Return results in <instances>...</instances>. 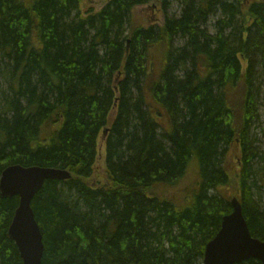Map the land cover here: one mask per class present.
Masks as SVG:
<instances>
[{
    "label": "trees",
    "instance_id": "trees-1",
    "mask_svg": "<svg viewBox=\"0 0 264 264\" xmlns=\"http://www.w3.org/2000/svg\"><path fill=\"white\" fill-rule=\"evenodd\" d=\"M80 1L0 0V176L71 173L31 203L41 264H202L232 211L224 188L264 241V0H108L86 16ZM142 6L161 24L137 26ZM17 206L0 196V264H22Z\"/></svg>",
    "mask_w": 264,
    "mask_h": 264
},
{
    "label": "water",
    "instance_id": "water-1",
    "mask_svg": "<svg viewBox=\"0 0 264 264\" xmlns=\"http://www.w3.org/2000/svg\"><path fill=\"white\" fill-rule=\"evenodd\" d=\"M106 132L108 130H105ZM70 174L53 168L9 166L0 177V195L18 197L8 230L22 264H41L43 238L31 208V202L45 180L65 181ZM231 213L224 216L215 236L206 244L202 264H239L249 259L264 264V241L253 238L236 197L230 202Z\"/></svg>",
    "mask_w": 264,
    "mask_h": 264
},
{
    "label": "rangeland",
    "instance_id": "rangeland-1",
    "mask_svg": "<svg viewBox=\"0 0 264 264\" xmlns=\"http://www.w3.org/2000/svg\"><path fill=\"white\" fill-rule=\"evenodd\" d=\"M107 1L108 0H81L80 1V7H79L80 8V10H79L80 14L82 16H86L87 11H89V10H92L93 12H98L99 10H101L106 5ZM158 8H159V5H157V7L155 6V10ZM169 12L170 13H177L176 12V6L173 5ZM132 17H133L134 23L137 26H140V24L147 25L148 24L147 22H153V21H157L158 24H161V22H162L161 13L158 11L154 15H152L147 6L137 7L133 12ZM262 98H264V96H262ZM262 104H263V107L261 108V115L264 114V102ZM259 124L256 126L253 133H255V138L257 140V146L260 147V149L264 153V120L262 119V117H261ZM99 149H100V153L102 154L104 146L101 142L99 144ZM102 161L103 160L101 158L96 163V169H95L96 170L95 175L98 174L100 181L102 180L101 176L103 175V166H104ZM232 165L233 164L230 163L228 167L231 168ZM195 171H197L196 168H194L193 171L191 170L187 174V176L184 178V180H182L179 183V185L175 188L177 190H182V189H184V187H186L185 191L182 195V201L178 204L179 206H185L186 203H188V201H189L188 197L191 198V196L193 195V190L197 189V187L195 189H190V187H193L194 181H197ZM187 187H189L190 190H188ZM220 191L222 192V195H224L225 197L230 199V197L232 195L231 189L224 188Z\"/></svg>",
    "mask_w": 264,
    "mask_h": 264
},
{
    "label": "bare ground",
    "instance_id": "bare-ground-1",
    "mask_svg": "<svg viewBox=\"0 0 264 264\" xmlns=\"http://www.w3.org/2000/svg\"><path fill=\"white\" fill-rule=\"evenodd\" d=\"M153 67H154V66H153ZM110 85H111V84H110ZM105 130H108V129H104V131H103V136L106 135V133H107ZM15 166H19V165H15ZM20 167H21V166H20ZM36 167H37V166H36ZM22 168H25V167H22ZM28 168H29V167H28ZM47 169H48V168H47ZM4 171H5V169L3 170V172H4ZM62 171H65V172H67L68 174H70V178H71V173H70V172H68V171H66V170H62ZM3 172L1 173V176H2ZM1 176H0V177H1ZM70 178H69V179H70ZM67 180H68V179H67ZM45 181H46V180H45ZM45 181H44V182H45ZM44 182H43V184H44ZM43 184H42V185H43ZM41 187H42V186H41ZM40 189H41V188H40ZM40 189H39V190H40ZM37 193H38V192H37ZM0 196H1V195H0ZM31 203H32V202H31ZM241 208H242V207H241ZM230 213H231V212H230ZM230 213H229V214H230ZM242 214H243V213H242ZM224 215H225V214H224ZM222 217H223V216H222ZM8 230H9V229H8ZM17 250H18V249H17ZM18 252H19V251H18Z\"/></svg>",
    "mask_w": 264,
    "mask_h": 264
}]
</instances>
